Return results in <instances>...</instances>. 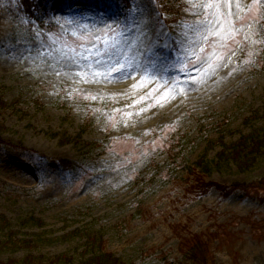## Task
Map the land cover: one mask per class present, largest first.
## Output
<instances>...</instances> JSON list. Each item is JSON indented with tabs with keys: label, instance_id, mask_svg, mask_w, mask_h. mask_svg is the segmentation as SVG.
Masks as SVG:
<instances>
[{
	"label": "rangeland",
	"instance_id": "1",
	"mask_svg": "<svg viewBox=\"0 0 264 264\" xmlns=\"http://www.w3.org/2000/svg\"><path fill=\"white\" fill-rule=\"evenodd\" d=\"M122 1L0 0V264H58L84 225L127 264L180 263L192 236L214 264H264V145L248 170L218 160L264 133V0H175L169 25L160 0Z\"/></svg>",
	"mask_w": 264,
	"mask_h": 264
},
{
	"label": "trees",
	"instance_id": "2",
	"mask_svg": "<svg viewBox=\"0 0 264 264\" xmlns=\"http://www.w3.org/2000/svg\"><path fill=\"white\" fill-rule=\"evenodd\" d=\"M124 1V2H123ZM123 4L127 5L129 0H123ZM20 3L25 5L30 12H38L44 7V0H19ZM175 0H160L157 2L158 11L161 15L162 20L167 25L171 24L172 21L176 20L175 14L178 12ZM16 101L12 102L11 105L7 104L0 96V109L5 106L15 105ZM264 112V110H263ZM225 119V118H224ZM223 119V120H224ZM222 120V121H223ZM88 125V124H87ZM208 127L199 124V132L203 134L206 132ZM83 129L80 130L76 139H80V135ZM13 145V144H12ZM264 145V133L257 134L255 137L247 136L243 137L239 141L227 146L218 154V160L220 162L226 161L231 162L237 166L240 170H248L254 166L256 163L262 146ZM14 146V145H13ZM171 146V145H170ZM175 145L167 149V161L169 165H174V163H179V158L181 157L180 150H175ZM179 148V145H178ZM25 150V149H23ZM29 152V151H28ZM32 155L31 158L27 157L28 160L36 161L34 158V152H29ZM36 157V156H35ZM37 158V157H36ZM184 161L181 157V163ZM201 162V161H200ZM199 162V163H200ZM61 167L63 169H83L81 164L72 161H61ZM168 173V169L166 171ZM260 186L264 185V178L259 182ZM253 185L244 184H233L231 187L225 188L218 186L219 191L223 195H227L234 191L235 189H242L244 191L250 190ZM252 230H260L261 234H264V219L259 218L258 220L249 219ZM23 226L41 227L42 223L40 219L33 217L25 218L22 220ZM87 225L79 228H75L63 237L73 238L83 240L84 249L82 251L75 252L77 255H67L61 254L55 256L50 262L58 264H127L121 258L116 257L113 253L104 251L102 248L101 237L91 230L87 229ZM12 236V235H10ZM27 243H32L33 241L24 240ZM179 244V250L181 252V259L177 264H214L212 256L209 252L207 243L198 236H192L184 239L181 237ZM12 242V241H11ZM26 248H29L26 246ZM41 257H34V255L29 254L20 261H11L13 264H40L38 260ZM42 261V260H41Z\"/></svg>",
	"mask_w": 264,
	"mask_h": 264
},
{
	"label": "snow or ice",
	"instance_id": "3",
	"mask_svg": "<svg viewBox=\"0 0 264 264\" xmlns=\"http://www.w3.org/2000/svg\"><path fill=\"white\" fill-rule=\"evenodd\" d=\"M202 7H209V8H212V7H216L217 9L219 8V5L218 4H213V3H209L207 5H201ZM66 23H73V21H66ZM113 23H116L115 21ZM102 24L104 27L106 28H109L111 29L112 28V25L111 24H108L107 22H103L102 21ZM78 27H80L79 24H77Z\"/></svg>",
	"mask_w": 264,
	"mask_h": 264
}]
</instances>
